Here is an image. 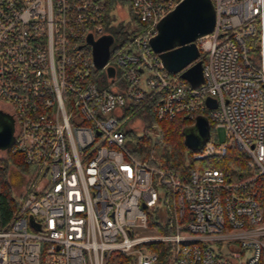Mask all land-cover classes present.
Wrapping results in <instances>:
<instances>
[{
    "label": "built area",
    "instance_id": "built-area-1",
    "mask_svg": "<svg viewBox=\"0 0 264 264\" xmlns=\"http://www.w3.org/2000/svg\"><path fill=\"white\" fill-rule=\"evenodd\" d=\"M182 1L0 0V101L16 122L5 151L37 180L0 230V264H107L114 254L159 264L158 243L170 246V264H264V0H212L199 86L180 76L191 65L170 73L150 45ZM126 6L131 26L113 24ZM121 29L131 41L115 37ZM90 35L113 36L103 68ZM147 105L159 121L202 116L225 130L226 142L210 137L193 160L233 146L248 175L231 181L208 167L183 180L134 158L121 119ZM167 192L173 233L143 234Z\"/></svg>",
    "mask_w": 264,
    "mask_h": 264
},
{
    "label": "trees",
    "instance_id": "trees-1",
    "mask_svg": "<svg viewBox=\"0 0 264 264\" xmlns=\"http://www.w3.org/2000/svg\"><path fill=\"white\" fill-rule=\"evenodd\" d=\"M116 38L127 37L123 30L115 35ZM113 55V52L111 53ZM205 61L203 60V63ZM150 113L152 130L157 135H152L151 131L143 132L142 135H135L130 131L126 132V145L131 148L134 158L141 162H146L153 167L177 172L183 180H188L190 173L195 170L205 168H221L231 175V181H239L248 175L246 153L238 151L231 146L227 156L223 158L207 157L196 161L189 156L192 149L185 143L186 129L194 127L196 121L190 120L185 116H178L167 121H159L154 116L151 105L146 106ZM134 108L129 107L124 111L123 118L131 114ZM122 120V119H121ZM210 135H213L214 124L208 121ZM11 159L16 156L11 155ZM8 162L0 160V230L3 229L19 212L20 204L14 198L11 185L7 179ZM170 196L167 192L165 197L160 198L159 207L164 210L166 197ZM264 209V203L262 205ZM165 218L156 221L151 215L148 219V226L161 234H171L173 229L170 226L173 214L165 209ZM159 256V264H170L171 248L165 243L153 244L152 247ZM107 264H133V259L129 256L114 254L107 261Z\"/></svg>",
    "mask_w": 264,
    "mask_h": 264
},
{
    "label": "water",
    "instance_id": "water-1",
    "mask_svg": "<svg viewBox=\"0 0 264 264\" xmlns=\"http://www.w3.org/2000/svg\"><path fill=\"white\" fill-rule=\"evenodd\" d=\"M216 23V12L212 0H183L158 23V33L150 40L153 51L159 54L162 64L170 73L177 74L194 86L203 82V61L197 41L213 32ZM113 36H103L88 42L92 45L93 62L97 68H103L110 58V47ZM114 74V69H108ZM207 106L216 108L215 100L208 98ZM0 149L7 150L13 142L12 128L0 113ZM210 127L205 117H199L195 130L186 133L185 143L192 150L199 149L208 142Z\"/></svg>",
    "mask_w": 264,
    "mask_h": 264
},
{
    "label": "rangeland",
    "instance_id": "rangeland-1",
    "mask_svg": "<svg viewBox=\"0 0 264 264\" xmlns=\"http://www.w3.org/2000/svg\"><path fill=\"white\" fill-rule=\"evenodd\" d=\"M124 10L127 13L126 17H124L125 15L122 13ZM131 19L132 17L129 6L124 7V9H115L111 12V22L113 24H124L130 27ZM116 42L117 41L114 42V45ZM0 103L3 105L2 101H0ZM123 116L121 121L123 122V128L126 132L130 131L135 135H142L143 132L151 131L152 135H157V132L153 131L154 129H151V117L148 111H133L131 114H128L126 118H123ZM192 130H195V126L187 128L186 133ZM13 132L15 133V129ZM210 137L211 135L209 138ZM212 139L217 140L219 143L226 142L225 130L214 127ZM189 157L193 159L191 154ZM0 160H6L8 162L7 179L11 185V191L14 198L19 204H21L27 193L33 190L37 184V180L34 178V173L23 163L21 157L16 156V159H11V155H7L5 149H0ZM149 213L156 221H158V218L161 220L166 217L165 211L158 207H154L152 210H149ZM154 233H156L155 230L151 228L143 232V234L146 235H151Z\"/></svg>",
    "mask_w": 264,
    "mask_h": 264
},
{
    "label": "flooded vegetation",
    "instance_id": "flooded-vegetation-1",
    "mask_svg": "<svg viewBox=\"0 0 264 264\" xmlns=\"http://www.w3.org/2000/svg\"><path fill=\"white\" fill-rule=\"evenodd\" d=\"M0 113L3 114L4 120L7 121L10 124V126L12 128V134H13V137H14L15 133L13 131L15 129V132H16V122H15V118L13 116L12 111L7 106H5L4 104L2 105L0 103ZM3 123L4 122H0V125L3 124Z\"/></svg>",
    "mask_w": 264,
    "mask_h": 264
}]
</instances>
